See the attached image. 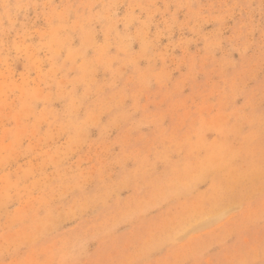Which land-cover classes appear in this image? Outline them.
I'll list each match as a JSON object with an SVG mask.
<instances>
[{"label": "rangeland", "instance_id": "374dc122", "mask_svg": "<svg viewBox=\"0 0 264 264\" xmlns=\"http://www.w3.org/2000/svg\"><path fill=\"white\" fill-rule=\"evenodd\" d=\"M0 264H264V0H0Z\"/></svg>", "mask_w": 264, "mask_h": 264}, {"label": "bare ground", "instance_id": "6f19581e", "mask_svg": "<svg viewBox=\"0 0 264 264\" xmlns=\"http://www.w3.org/2000/svg\"><path fill=\"white\" fill-rule=\"evenodd\" d=\"M240 200V199H239ZM236 202V201H235ZM216 212V211H215ZM171 238V237H170Z\"/></svg>", "mask_w": 264, "mask_h": 264}]
</instances>
